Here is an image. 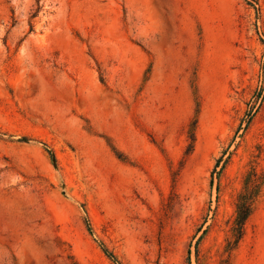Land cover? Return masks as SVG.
Returning a JSON list of instances; mask_svg holds the SVG:
<instances>
[{"label":"rangeland","instance_id":"rangeland-1","mask_svg":"<svg viewBox=\"0 0 264 264\" xmlns=\"http://www.w3.org/2000/svg\"><path fill=\"white\" fill-rule=\"evenodd\" d=\"M0 264H264V0H0Z\"/></svg>","mask_w":264,"mask_h":264},{"label":"trees","instance_id":"trees-1","mask_svg":"<svg viewBox=\"0 0 264 264\" xmlns=\"http://www.w3.org/2000/svg\"><path fill=\"white\" fill-rule=\"evenodd\" d=\"M249 116L250 115H248V118ZM190 140L192 146V142L194 141L193 134L190 135ZM191 146H189V148H191ZM222 160L223 156L216 160L211 175H213L215 169L219 166ZM262 184V177L258 175L255 171L250 172L244 179L242 190L236 198L235 217L231 228V239L227 241L226 251H230L231 249H233L242 237L245 221L252 212L253 204L259 195ZM86 227L87 230L90 232V227L87 220ZM104 252L109 258L114 260V257L111 253H108L107 251Z\"/></svg>","mask_w":264,"mask_h":264}]
</instances>
